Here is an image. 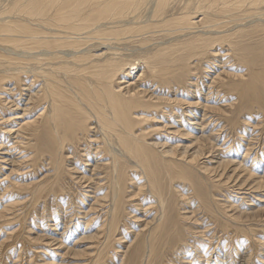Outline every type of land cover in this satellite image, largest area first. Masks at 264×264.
Wrapping results in <instances>:
<instances>
[{"label":"bare ground","instance_id":"1","mask_svg":"<svg viewBox=\"0 0 264 264\" xmlns=\"http://www.w3.org/2000/svg\"><path fill=\"white\" fill-rule=\"evenodd\" d=\"M172 1L178 3L171 9ZM188 1H0V5L4 6L3 13L7 14L0 17V125L19 121L14 124L20 126L18 129H14L16 126L0 128V171L7 165L16 168L23 164L25 155H18L22 153L24 145H29L24 140L31 139L39 146V156L48 161L53 171V175H46L37 184L52 176L58 177L63 172L69 174L70 171L62 170V166L70 163L72 156L85 161L78 176L75 177V168H72V187H81L95 194L104 186L100 185L101 179L106 178L111 182V203L100 204L99 199L95 203L100 210L106 209L108 226L105 224V242L101 252L91 264L105 261L109 253V234L117 231L119 226H127L132 214L127 212L124 217L127 211L125 206H133V203L141 201L145 184L152 187L153 195H158L161 213L154 223L146 222L143 230L130 241L134 251L132 260L128 248L123 252L120 264H169L173 258L176 259L175 253L183 241L180 224L183 219L168 221L169 202L160 193V166L165 168L172 189L175 181L188 183L199 199V194H203L204 190L203 175L209 174L211 177V174L217 175L219 171L225 174L232 169L230 179L238 177L239 180L240 177L243 183H247L246 186L254 183L248 188L252 192L260 191L264 186L263 177L256 182L259 179L254 173H248L246 177L239 174L241 162L238 166L231 159L224 160V155L220 157L216 154L214 145L206 144L203 139L197 138L181 149L169 148L165 143L154 142L146 132L145 127L152 128L150 123H155V119L161 117L168 122L177 109L181 113L188 110L191 114L190 110L198 112L201 107L205 110L204 118L209 111L212 112L209 105L182 103L183 100L177 98L180 91L189 89V77L193 72L209 73L206 68L200 69L203 65L196 64L197 69L194 70V58L197 61H201L202 56L207 61L234 57L239 60L246 67L248 77L232 74L230 78L226 76L229 80L223 83L225 73H221L208 84L209 88L232 84L228 93L235 95L237 100L254 97L258 94V87H264V23L253 19L258 14L253 13L264 11V0H195L192 5L187 4ZM176 10L183 12L176 14ZM221 13L237 17L218 23L217 18ZM122 19L123 27L120 26ZM232 22L239 23L236 27L246 25L247 29L236 32L237 35L224 34L229 32L226 28ZM239 34L244 35L242 45ZM225 43L230 54L213 53ZM115 44H124V48ZM240 46L242 48L238 50ZM45 64L49 68H42ZM34 65H40V70L29 68ZM84 71H89L91 76L85 74L84 77H92V81L82 80L81 73ZM133 74H138L137 79H132ZM203 79L197 76L195 87L198 88ZM24 91L27 92V100L23 99ZM205 100L209 98L205 97ZM38 109L43 111L35 120L20 125L26 119V113H34ZM6 110H19L23 115L3 120L2 115ZM160 124L161 128L165 126L164 122ZM28 127L33 128V133L29 138H24L23 132ZM164 128L169 127L166 125ZM70 149L73 152L68 157L65 152ZM90 158L94 164L90 163ZM203 159L209 160L207 164L216 166L202 168L200 162ZM216 159L219 161L214 162ZM129 163L139 168L141 179L134 185L133 192L127 194L129 179L125 166ZM86 166H91L92 170ZM101 170L105 178L99 176ZM194 170L197 171V185L190 175ZM0 187L5 188V193L16 188L12 186V179L9 181L7 177L0 178ZM7 217L8 214L1 215L0 221H13ZM186 231L188 235V229ZM242 234L246 237L242 238L252 241L250 231ZM55 241L59 245L57 248H62L60 241Z\"/></svg>","mask_w":264,"mask_h":264},{"label":"rangeland","instance_id":"2","mask_svg":"<svg viewBox=\"0 0 264 264\" xmlns=\"http://www.w3.org/2000/svg\"><path fill=\"white\" fill-rule=\"evenodd\" d=\"M0 1L4 2V0ZM194 1L189 0L187 4L192 5ZM177 3L172 1L170 8L172 9ZM184 7L185 5L182 8ZM3 12L4 6L0 5V17L7 15ZM178 12L182 13L183 11H175L176 14H179ZM253 14H257L253 19L257 18V22L264 23V11L260 12L259 10ZM220 15L217 18L218 23L226 20L231 21L237 17L227 13H221ZM120 21L123 22L120 24L123 27L124 19ZM237 24L239 23H230L226 28L229 32L224 34L237 35L236 32L240 31L241 33L247 29L246 25L236 27ZM121 35L124 36V32ZM239 37L242 45L244 35L239 34ZM245 39L248 40L247 37ZM256 45L258 44L254 46ZM114 46L124 48V44H115ZM241 48L242 46L238 50ZM228 50V44L225 43L219 45V48L214 50L213 53L222 52V55L227 56V54H230ZM196 64L203 65V68L200 69L206 68L209 73L199 74L197 70L195 73L193 72L192 77H189L191 80L188 84L189 89L180 91V96L177 98L183 100L182 103L198 102L202 105H209L212 112L209 111L206 118H204L203 112L205 110L201 107L198 112L193 111V109L190 110L191 114L188 110V112L185 110L184 113H181L177 109L175 113L177 117L173 114L172 119H169L168 122L165 118L158 117L155 119V123H150L153 129L148 126L145 127L146 132L149 136L151 135L150 139H153L154 142L165 143L169 148L180 147V149L183 148V145H191L197 138L203 139L206 144L214 145L217 151L216 154L220 157L224 155V160L231 159L237 164L241 162L239 174L246 177L248 173H254L253 175L257 179L264 178V87L259 86L257 89L258 94L256 93L254 97L237 100L235 95L228 93L232 84L216 85L215 88H209L210 85L208 84H211L210 82L221 73H225L223 75L224 79L221 81L223 83L229 80L226 76L230 78L232 74L248 77L246 67L239 60L234 57L221 60L211 58L207 61V58L202 56L201 61H197V58L193 59L192 67L194 70L197 69ZM29 68L40 70V65L39 67L34 65ZM42 68H49V65L45 64ZM85 74L91 76L89 71H84L81 73L82 80L85 82L92 81V77H84ZM137 75L133 74L132 79L133 77L137 79ZM197 76L204 77L198 88L195 87ZM205 81V85H202ZM26 94L27 92L24 91L23 99L27 100ZM205 97L209 100L206 101ZM42 111L43 109H38L34 113H26V119L21 121L20 125L35 120ZM19 114L23 115L19 110L15 112L6 110L2 116L3 120H7ZM160 122H164L165 126L167 125L169 128L159 127L161 126ZM192 122L197 123V125H190ZM14 123L12 121L0 125V128L16 126ZM171 125L174 128H171ZM19 127L17 125L14 129ZM32 131L33 128L28 127V130L23 132L24 138H29L33 133ZM29 140H24L29 145H24L21 149L22 153L18 155V157L25 155L22 158L23 164L16 166V168L7 165L0 171V178L7 177L9 181L12 179V186L16 187L6 193L3 191L5 188L0 187V216L8 214L7 219H13L8 223L0 221V264H91L98 253L101 252L105 242L104 228L105 224L107 225L108 218L106 209L100 210L95 206V203L97 199L100 200V204L109 205L111 203V200H113L111 182H108V179L104 177L103 170H101L99 176L105 179H101L100 185L103 184L104 186L95 194L89 190H82L81 187H72L71 170L75 168L74 175L75 177L78 176L82 165H85V161L74 158L71 155L73 149H70L65 152V155L72 156V161L65 164L64 167L62 166V170L70 171V173L63 172L58 177L52 176L37 184L46 175H53V171L48 166V161L39 156L37 151L39 146H36L33 140ZM247 149L250 150L248 156H246ZM82 158L86 159L85 157ZM91 159H89L90 163L94 164ZM201 161L202 168L209 169V167L216 166V164H207L209 162L207 159ZM218 161L216 159L214 162ZM203 164L206 166H203ZM86 168L92 170L91 166H86ZM125 169L128 171L129 179L127 194H130L133 192L136 182L141 179V174L139 168H136L133 163H129L128 166H125ZM158 173H160L158 176L161 185L160 193L169 202L167 205L169 206L168 221L177 222L179 219H183V222L180 221L183 228V241L175 253L176 259L173 258L169 264H264V186L260 191L252 192L248 188H251L254 183L251 186H246L247 183H243L244 180L241 181L242 178L240 177L239 180H237L238 177L230 179L232 169L225 174H223V171H219L217 175L211 174V177H209V174L203 175L204 190L201 188L203 194L198 193L201 197L199 199L188 183L175 181L172 183V189L169 176L162 166L159 167ZM190 175L194 179V184H199L197 171H192ZM260 180H256V182ZM239 182H241L244 189H241L242 186ZM132 183L134 184L132 185ZM243 184H246L245 187ZM144 187L145 193H142L141 201L133 203V206H131L132 204L125 206L127 211L124 217H126L127 212L131 213L132 217L130 219L132 221L127 222L125 227L119 226L117 231L109 234V253L105 261L98 264H120L121 259L124 257L122 254L128 248L130 249L129 258L132 260L134 251L130 244L134 237L139 231L143 230L146 222L154 223L157 216L160 215L161 206L158 195H153L151 186L145 184ZM205 191L208 192L204 193ZM151 204L152 210L150 209ZM89 210H91L90 214L85 215V213H89ZM186 229H188V235ZM248 231H250L252 237L250 242L242 234ZM98 236L99 238H97ZM55 240L60 241L62 248H57L59 245L56 244L57 241ZM78 253L82 255L77 256Z\"/></svg>","mask_w":264,"mask_h":264}]
</instances>
